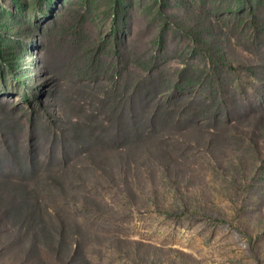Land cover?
I'll return each mask as SVG.
<instances>
[{"label":"rangeland","instance_id":"374dc122","mask_svg":"<svg viewBox=\"0 0 264 264\" xmlns=\"http://www.w3.org/2000/svg\"><path fill=\"white\" fill-rule=\"evenodd\" d=\"M211 37L249 82L247 102L237 92L232 106L264 104V0H0V177L15 174L27 140L40 153L54 135L72 151L73 141L90 145L69 162L84 172L75 193L88 209L72 223L80 247L68 264H264L263 122H254L248 140L212 138L210 158L132 137L137 94L149 87L170 95L179 60L193 48L192 71L202 72L201 44ZM250 43L251 54L238 46ZM224 73L230 86L235 73ZM203 81L194 85L207 93L216 80ZM102 143L128 150L108 153ZM137 143L165 149L145 153ZM101 172L107 177L88 186ZM13 222L0 227V264H42L18 248L33 230Z\"/></svg>","mask_w":264,"mask_h":264},{"label":"trees","instance_id":"16d2710c","mask_svg":"<svg viewBox=\"0 0 264 264\" xmlns=\"http://www.w3.org/2000/svg\"><path fill=\"white\" fill-rule=\"evenodd\" d=\"M209 25L211 28L214 27L211 20ZM227 36L230 39V35ZM191 37L195 42L202 41L194 33ZM212 39V37L209 40L206 39L205 43L201 44L203 47L201 48L200 65L202 72L196 69L192 71L196 51L199 50V48H193L189 51L187 61L179 60L181 65H178L177 73L180 76L174 83L170 95H167L166 91L157 92L149 87L137 94L133 102L134 105L138 102L139 107L138 109L132 108L134 110V117H131L132 122L133 124L137 122L131 131L132 137L140 139L143 136L154 137L162 142L165 148L168 147L174 151L177 145V149L181 151L188 149L190 152L192 150V153H197V150H200L208 153L209 158L213 156L211 139L214 137L226 133L232 138L251 139L249 131L254 129V122L264 123V104L255 106L248 102V107L243 109L232 106V95L237 92L241 93L247 102L245 92L249 82L240 79L236 66L228 63L222 52L220 54ZM155 43L156 40L150 41L151 46L155 47ZM254 45L250 43L251 47H243L240 44L238 46L244 53L251 54L250 50L255 48ZM223 70L224 75L227 72L226 75L235 73L236 78L230 86L224 84ZM146 72L148 76H152L153 68L147 67ZM205 75L216 80L209 92L205 89L207 93L194 85L195 82L201 84ZM186 82L187 91H183L181 88ZM258 98L261 102L263 101L262 97ZM25 102L30 109H34L29 100L25 99ZM56 132L60 133L59 130ZM72 143L75 151H72L66 140H59L57 135H54V138L48 142V153H40L38 143L32 139L27 140L28 153H25L23 160H17L13 165L16 168L15 174L0 177V179L4 177L3 181L7 185L2 187V195H0V204L4 205L0 211L2 212L0 227H4L5 222L14 224L13 221L20 219V224L27 225V230L32 229L34 232L33 237L27 239V242L24 241L28 243L27 247L17 246L26 260L27 257L28 259L34 258L36 262L46 264L44 259H47V252L53 250L50 259L52 263L68 264L80 247L79 235L71 230L73 221L81 222V211L84 208L88 209L86 197L82 194L78 197L75 193L77 184H86V179L84 172L80 170L72 172L73 169L69 167V162L74 153L82 152L86 155L89 144L82 140ZM166 143L172 145L167 146ZM102 144L101 148L107 150L108 153H125L128 150V146L124 144ZM139 144L137 143L135 147H141ZM142 145L141 148L145 153H151L150 149L157 150L158 146H162L161 144L148 146L144 143ZM158 163L164 168L160 160ZM95 177L106 178L107 173L101 172L93 175V181L88 186L96 184ZM98 186H100L99 183ZM10 213L16 218L10 219L8 217ZM67 253L68 255H65ZM88 255L93 257L92 252ZM86 260L90 261L88 257Z\"/></svg>","mask_w":264,"mask_h":264}]
</instances>
